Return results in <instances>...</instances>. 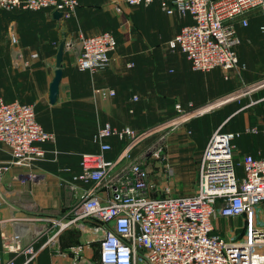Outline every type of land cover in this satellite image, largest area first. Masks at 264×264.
Segmentation results:
<instances>
[{
    "label": "built area",
    "instance_id": "1",
    "mask_svg": "<svg viewBox=\"0 0 264 264\" xmlns=\"http://www.w3.org/2000/svg\"><path fill=\"white\" fill-rule=\"evenodd\" d=\"M109 1L120 14L128 8L159 1L166 14L177 11L188 15L191 22L181 27L167 47L181 52L191 69L200 72L238 68L236 47L240 40L232 19L255 7L264 10V0ZM78 5V0H0L4 11L56 10L61 13V20L70 18ZM241 23L245 26L247 20L242 19ZM261 32L264 33V25ZM8 40L13 61L28 66L29 60L22 58L14 31L9 30ZM65 49L76 50V69L93 73L109 67L117 40L110 31L87 36L79 33L75 40L64 43ZM35 57L34 53L30 55V59ZM93 94L107 98L115 92L94 88ZM223 101L226 99L199 107L189 103L186 109L176 104L174 118L201 115ZM244 133L264 138V122L243 131H215L201 154L197 191L155 199L146 193L148 173L140 161L115 172L113 167L125 155L113 161L104 159V153L111 149L108 139L125 140L134 134L133 130L104 123L97 127L92 139L98 150L81 154L80 172L66 182L76 194L71 212L56 218L33 210L31 216L12 220L11 230L1 232L3 248L25 255L23 264H29L39 253L33 245L35 240L46 236L42 249L54 245L62 230L77 226L99 237L95 264H264V156L245 154L235 159L233 141ZM54 138L38 123L32 104L5 101L0 94V143L10 155V159L0 161V208L8 204L5 184L23 175L35 179L32 169L46 159L43 144L53 143ZM13 169L22 172L12 174ZM6 174L10 175L9 182H5ZM238 216H245L240 236H233L232 231L226 237L216 231L215 219ZM81 252L82 245L74 251L71 264H90ZM0 264H16L15 257L3 259L0 254Z\"/></svg>",
    "mask_w": 264,
    "mask_h": 264
},
{
    "label": "crops",
    "instance_id": "2",
    "mask_svg": "<svg viewBox=\"0 0 264 264\" xmlns=\"http://www.w3.org/2000/svg\"><path fill=\"white\" fill-rule=\"evenodd\" d=\"M78 2L76 10L66 20H54L52 12L48 11H15L17 13L11 14L0 9V94L5 101L18 100L32 104L38 123L46 131H54L49 114L67 113L73 107L86 108L84 112L95 115L101 122L100 125L110 123L117 128L129 125L139 129L155 119L174 116L176 104L186 109L189 103L199 107L219 101L226 95L234 97L241 82L255 86L264 76V33L261 32L264 10L260 7L252 8L232 19L240 40L236 53L238 68L241 69L231 70L229 77H226V71L219 68L207 72L195 71L181 52L168 49L167 42L182 26L191 22L188 15L177 11L166 14L159 1L148 6L128 8L121 14L114 11L109 0ZM242 19L247 20L245 26L241 23ZM9 30L14 31L18 37L22 58L29 60L26 67L16 64L13 57H10ZM103 31L112 32L117 40V49L111 55L109 67L93 73L79 71L64 50L62 61L65 66L62 69L58 96L56 102L50 104L49 85L56 69L55 55L59 44L75 40L79 33L87 36ZM33 53L36 57L30 59ZM129 64L132 65L128 66ZM66 87L69 90L72 88L73 94L65 93ZM94 88L112 89L115 94L107 98L94 96L97 101L92 105L89 94ZM77 91L82 95L76 96ZM259 93L262 95L258 99L251 100L244 106L249 108L255 105L249 114L246 112L244 115L246 126L261 125L264 122V89ZM43 100L53 106L55 111L46 112L44 108H38V119L35 103H42ZM63 102L70 103V106L59 108ZM225 104L221 111L196 121L192 126L193 130L196 127L194 132L197 135L198 132L209 134L219 124H223L226 121ZM71 115H75L73 111ZM234 128L231 131H242ZM95 131L85 132L92 143ZM54 137L53 143L43 144L47 149L46 159L36 163L32 169L36 174L35 179L23 175L19 180L5 184L8 204L0 208V254L3 259L15 257L16 264H23L25 255L6 251L1 236V232L11 230L12 220L31 216L34 214L33 210L41 212V215L59 218L71 212L76 203V194L67 188L66 182L80 172L78 153L84 146L76 138L66 146L59 147V136L55 134ZM117 140L119 141L118 138L111 137L108 142L112 145ZM204 141H192L195 144L192 148L199 154L198 163L207 142L202 144ZM233 143L235 159L245 154L264 156V138L261 135L244 133ZM115 145L104 153L106 161L119 159L120 154ZM8 159V149L0 143V161ZM124 166L119 162L113 167V171L121 170ZM17 172L22 171L13 169L11 173ZM9 176L6 174L5 182L9 180ZM218 220L223 219L214 220L215 229L226 236V226L220 223L222 228L216 227L215 222ZM69 228L71 230L66 228L67 230L60 232L54 245L41 249L46 236L35 240L33 245L36 250L39 249V253L36 260L29 264H71L74 251L81 245V253L87 256L86 233L77 226Z\"/></svg>",
    "mask_w": 264,
    "mask_h": 264
},
{
    "label": "rangeland",
    "instance_id": "3",
    "mask_svg": "<svg viewBox=\"0 0 264 264\" xmlns=\"http://www.w3.org/2000/svg\"><path fill=\"white\" fill-rule=\"evenodd\" d=\"M76 50L65 49L73 63ZM9 53L11 57V47ZM238 69L241 68H234L232 70L237 71ZM230 71L231 70L226 71V77H229ZM261 78L258 85L255 86H252L250 83L241 82L242 85L238 88L234 97L231 95L224 96L226 104L224 101L223 103L213 104L211 108L207 109L201 115L191 116L187 119H175V115L167 118H158L139 129L127 125L133 130L134 134L128 136L124 141L117 140V142H112L114 145L116 144V151L120 154L119 157L125 155L120 161L121 165L124 166L133 161H140L143 164L148 173V187L146 193L151 198H172L195 193L198 185L199 154L192 148L193 145H195L192 141L195 140L199 143L200 140H205L202 143L204 144L217 130L231 131L236 127L237 130L243 131L247 127L244 115L246 112L249 114V111L252 110L255 105L249 108H244V106L251 100L258 99L257 97L262 95L259 91L264 89V76ZM65 93L73 94L72 88L69 90V88L66 87ZM75 94L76 96L82 95L79 91L75 92ZM89 98L91 104L95 105L97 99L94 98L93 92L89 94ZM223 104L226 105V121L211 130L209 134L198 132L197 135L196 132H194L196 127L194 130L192 129L194 123L209 115H213L217 111H221L220 109ZM35 106L38 119L40 116V110H38V108H44L46 112H50L51 110L55 111L54 107L49 106L44 100L42 103H35ZM67 106H70V103L63 102L59 108L62 109ZM84 109L86 110L84 107H73V110H71L75 114L73 116L71 115V111L67 113L49 114V120L52 123L50 124L54 128V131L51 133L54 132L53 135L56 134V136H59V147H62V145L66 146L70 141H75L76 138L79 143L83 144L84 147L82 151L78 153L79 160L81 154L95 153L97 151L96 144L91 142L89 135L85 132L88 131L92 133L101 123L97 120L95 115H90L89 112L85 113ZM234 112H237L236 115L230 117ZM222 120L223 118L221 121ZM248 121H250V119H248ZM87 144L91 147H88ZM239 170L240 171H238L237 168L236 172L238 175H241V169L239 168ZM244 219L245 216H238L226 220H218L215 223L216 227H220V223L222 226H226V237L229 236L232 231H234L233 236L238 237L242 234L241 227L245 222ZM68 229L71 230L70 228ZM86 241V257L90 264H95L98 258L99 237L92 231L87 232Z\"/></svg>",
    "mask_w": 264,
    "mask_h": 264
},
{
    "label": "water",
    "instance_id": "4",
    "mask_svg": "<svg viewBox=\"0 0 264 264\" xmlns=\"http://www.w3.org/2000/svg\"><path fill=\"white\" fill-rule=\"evenodd\" d=\"M52 17L54 20H59L61 18V13L54 10L52 12ZM63 52H64V43L61 42L58 46L56 55H55V66L56 69L54 71L53 79L49 85V93H48V100L50 104H54L56 102L58 91H59V84L62 78V69L65 66L63 63Z\"/></svg>",
    "mask_w": 264,
    "mask_h": 264
},
{
    "label": "trees",
    "instance_id": "5",
    "mask_svg": "<svg viewBox=\"0 0 264 264\" xmlns=\"http://www.w3.org/2000/svg\"><path fill=\"white\" fill-rule=\"evenodd\" d=\"M20 12L25 13V12H42V11H19L18 13H20ZM8 13L15 14L17 12L14 11V12H8ZM223 131H226V130H223ZM119 141H123V140H119ZM111 147H112V145H111ZM91 224H95V223H91Z\"/></svg>",
    "mask_w": 264,
    "mask_h": 264
}]
</instances>
